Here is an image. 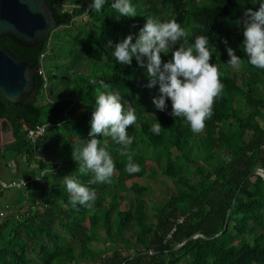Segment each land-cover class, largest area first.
Masks as SVG:
<instances>
[{
  "label": "trees",
  "instance_id": "16d2710c",
  "mask_svg": "<svg viewBox=\"0 0 264 264\" xmlns=\"http://www.w3.org/2000/svg\"><path fill=\"white\" fill-rule=\"evenodd\" d=\"M91 2L45 0L57 28L37 46L0 37L20 62L37 68L32 101L11 103L0 95L3 131L11 128L14 137L0 148V161L21 157L43 173L14 189L18 210L0 222V264H264V180L250 175L264 170V69L250 65L243 52L245 13L264 0H131L135 17H120L114 0L99 12L88 10ZM82 16L86 22L77 21ZM148 17L175 19L186 31L185 44L209 37L210 63L218 66L224 87L199 134L169 114L170 100L166 110L156 109L159 86L148 87L146 69L135 58L122 65L111 55L126 36L135 39ZM224 40L242 58L240 71L226 64ZM161 58L167 62L172 54ZM99 91L120 92L137 116L126 130L135 137L129 151L139 172L125 171L127 155L111 137H96L115 163L111 184H89L92 174H81L72 156V145L91 138ZM156 121L159 135L150 131ZM44 124L50 126L33 144L27 130ZM157 174L177 187L158 208L150 206L151 188L143 183ZM66 175L96 191L91 209L72 205ZM123 194H130L124 209ZM195 234L207 239L196 237L171 251Z\"/></svg>",
  "mask_w": 264,
  "mask_h": 264
},
{
  "label": "clouds",
  "instance_id": "9594fccd",
  "mask_svg": "<svg viewBox=\"0 0 264 264\" xmlns=\"http://www.w3.org/2000/svg\"><path fill=\"white\" fill-rule=\"evenodd\" d=\"M106 0H92L88 10L101 11ZM111 7L119 12L120 17H135L136 8L131 0H114ZM243 21V52L247 54L248 63L256 68L264 69V2L259 9H248ZM186 31L175 19L161 21L148 17L139 30V34L126 36L115 44L111 53L114 60L122 65H131L133 58L137 64L146 69L149 78L148 87L159 86V95L153 98L156 109L164 111L166 101H171V112L174 118L182 117L194 134L201 133L205 121L213 115L214 100L222 94L224 85L220 79L218 66L210 63L212 53L209 49V37L199 35L193 44L182 41ZM179 47L173 50V46ZM230 59L226 64L240 71L242 58L224 40ZM111 45V41H109ZM171 52L172 58L162 62L161 53ZM92 83H96L93 81ZM101 88L107 89L103 80ZM127 105V106H126ZM137 116L135 109L123 99L118 91H99L95 97V106L90 121V139L82 140L72 145V156L78 162L81 174H92L89 184L112 183L115 163L106 146H100L101 140L97 135L111 137L120 147L121 155H127L125 171L129 174L139 172L140 166L133 162L131 148L135 137L126 130L135 125ZM162 126L156 121L150 131L160 134ZM70 195L73 206L81 205L91 209L97 199L96 191L85 186L72 175L62 178Z\"/></svg>",
  "mask_w": 264,
  "mask_h": 264
},
{
  "label": "water",
  "instance_id": "95a60500",
  "mask_svg": "<svg viewBox=\"0 0 264 264\" xmlns=\"http://www.w3.org/2000/svg\"><path fill=\"white\" fill-rule=\"evenodd\" d=\"M56 28L57 23L45 0H0V37H8L19 46L31 48L47 39ZM36 73L35 66L20 62L12 52L0 45V95L4 99L11 103L21 102L25 98L32 101ZM2 122L0 119V124ZM11 136L13 138V131ZM250 175H260L264 180V170L261 168H255ZM222 232L212 239L218 238ZM196 237L207 239L203 234H195L171 251L180 249Z\"/></svg>",
  "mask_w": 264,
  "mask_h": 264
},
{
  "label": "rangeland",
  "instance_id": "374dc122",
  "mask_svg": "<svg viewBox=\"0 0 264 264\" xmlns=\"http://www.w3.org/2000/svg\"><path fill=\"white\" fill-rule=\"evenodd\" d=\"M77 21L86 22V16H82L81 18L77 19ZM240 113L243 116H247L248 111L242 110ZM10 134V129L5 132H0L1 148L8 145L12 141ZM150 165L154 166L153 163H150ZM35 168H38L36 163H32L30 166H28L21 157H15L11 155V157L5 159V161L0 162V182H8L13 179L19 180L24 177H26L24 180H34L37 177L35 176L34 178L36 172ZM146 182L151 188L148 201L150 202V206L156 208H158L159 205L164 202L165 196L169 192H173L177 188L171 180L158 174L152 180H143V183ZM15 191L16 190L14 189L4 190V193L2 196H0V207H5L1 210L3 215L0 216V222L4 221L7 217H12L18 210L17 195L15 194ZM128 197H130V194H123V202L121 203L122 209L126 208Z\"/></svg>",
  "mask_w": 264,
  "mask_h": 264
},
{
  "label": "built area",
  "instance_id": "2783aa9c",
  "mask_svg": "<svg viewBox=\"0 0 264 264\" xmlns=\"http://www.w3.org/2000/svg\"><path fill=\"white\" fill-rule=\"evenodd\" d=\"M44 55H41V60L43 59ZM39 74L44 73L43 67L41 66L40 69L38 70ZM50 126L49 124H44V125H38L34 128H30L27 130V138L34 144L45 132V129ZM43 174V173H42ZM41 174V175H42ZM37 179H40L38 177ZM28 184V180H19V181H9V182H0V187L2 189H14V188H19L21 186H26ZM2 212H0V216H2Z\"/></svg>",
  "mask_w": 264,
  "mask_h": 264
},
{
  "label": "crops",
  "instance_id": "0c3cea01",
  "mask_svg": "<svg viewBox=\"0 0 264 264\" xmlns=\"http://www.w3.org/2000/svg\"><path fill=\"white\" fill-rule=\"evenodd\" d=\"M49 125H50V124H49ZM0 129H1L0 132H1V131H2V132H5V131H3V123L0 124ZM8 129H10V133H11V132H12V129H11V128H8ZM8 129H7V130H8ZM10 137H11V140H12V141H11L9 144H11V143L14 141V139H13L14 137L12 138L11 134H10ZM9 144H8V145H9ZM6 146H7V145H6ZM4 147H5V146H4ZM4 147H2V148H4ZM0 148H1V147H0ZM0 162H3V161H0ZM35 169L37 170V168H35ZM35 176H37V177L35 178ZM40 176H41V173H40V175H38V173H37V171H36V172H35V175H34V178H35V179H34V178H33V179H34V180H37V178L40 177ZM24 179H26V177L21 178V179H19V180H24ZM19 180H13V181H19ZM10 181H11V180H10ZM8 182H9V181H8ZM21 187H22V186H21ZM19 188H20V187H19ZM14 189H16V188H14ZM17 189H18V188H17ZM1 190H5V189H2V188H1ZM7 190H8V189H7ZM15 192H16V191H15ZM15 194H16V193H15Z\"/></svg>",
  "mask_w": 264,
  "mask_h": 264
}]
</instances>
